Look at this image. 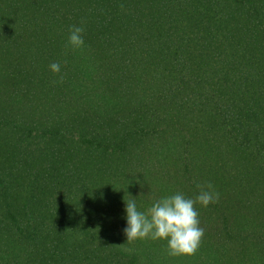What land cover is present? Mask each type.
Instances as JSON below:
<instances>
[{
	"label": "trees",
	"instance_id": "obj_1",
	"mask_svg": "<svg viewBox=\"0 0 264 264\" xmlns=\"http://www.w3.org/2000/svg\"><path fill=\"white\" fill-rule=\"evenodd\" d=\"M208 182L195 255L127 242ZM0 264H264V0H0Z\"/></svg>",
	"mask_w": 264,
	"mask_h": 264
},
{
	"label": "clouds",
	"instance_id": "obj_2",
	"mask_svg": "<svg viewBox=\"0 0 264 264\" xmlns=\"http://www.w3.org/2000/svg\"><path fill=\"white\" fill-rule=\"evenodd\" d=\"M84 32L82 25H72L65 47L74 51L83 50ZM49 67L59 76V82H63L64 75L61 74L60 63L53 62ZM197 187L200 191L195 198L187 197L178 191L155 200L147 212L139 211L135 200L126 201L127 226L123 231L127 242L138 239L167 240L169 256L195 255L205 232L204 228L200 227L199 212L195 206L200 204L207 207L219 201V193L210 182L198 184Z\"/></svg>",
	"mask_w": 264,
	"mask_h": 264
}]
</instances>
